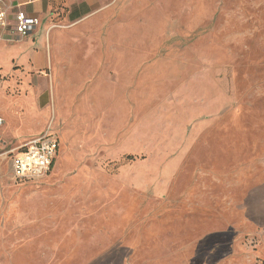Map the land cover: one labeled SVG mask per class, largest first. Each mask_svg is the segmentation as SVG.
<instances>
[{
  "label": "rangeland",
  "instance_id": "374dc122",
  "mask_svg": "<svg viewBox=\"0 0 264 264\" xmlns=\"http://www.w3.org/2000/svg\"><path fill=\"white\" fill-rule=\"evenodd\" d=\"M105 6L67 25L52 169L0 152V264H264V0Z\"/></svg>",
  "mask_w": 264,
  "mask_h": 264
},
{
  "label": "crops",
  "instance_id": "0c3cea01",
  "mask_svg": "<svg viewBox=\"0 0 264 264\" xmlns=\"http://www.w3.org/2000/svg\"><path fill=\"white\" fill-rule=\"evenodd\" d=\"M105 1L4 0L6 28L2 31L0 40V118L3 120L0 129V152L5 150L4 154L11 155L9 171L14 185L36 183L30 180L13 179L11 159L15 152L31 140L46 133L56 134L57 151L60 147L61 134L55 128L57 121L54 114L55 106L54 103L49 104V97L45 98V94L56 93V81L52 79L65 77L67 73L59 68L60 63L63 60L65 62L64 57L60 58V55L61 47L67 45V25L104 13ZM17 12H23L39 21L38 26L24 38L12 33L14 15ZM47 76L51 78L49 81ZM48 83H50L49 86ZM54 160L50 169L53 167ZM1 165L2 160H0V169ZM20 202L8 204L10 206L5 208L6 213L8 215L17 213L20 210ZM3 204L1 202V205ZM4 205L6 206V203ZM20 219L21 215H17L16 220ZM49 237L50 242L43 237L38 236L36 239L32 237V240L26 243L25 249L35 251L47 245L50 246L48 243L52 244L51 239L57 236ZM41 242H44V245L41 246ZM39 244L40 248H33L34 245Z\"/></svg>",
  "mask_w": 264,
  "mask_h": 264
},
{
  "label": "built area",
  "instance_id": "2783aa9c",
  "mask_svg": "<svg viewBox=\"0 0 264 264\" xmlns=\"http://www.w3.org/2000/svg\"><path fill=\"white\" fill-rule=\"evenodd\" d=\"M39 24L37 18L29 17L23 12L14 15L12 33L24 38ZM6 28V5L0 0V40L2 31ZM3 120L0 118V128ZM58 148V137L54 133H46L31 140L13 154L11 159V175L18 181L34 180L45 176L51 168Z\"/></svg>",
  "mask_w": 264,
  "mask_h": 264
}]
</instances>
